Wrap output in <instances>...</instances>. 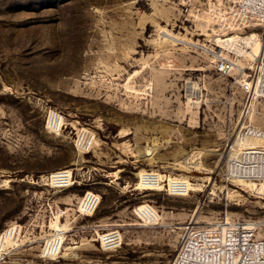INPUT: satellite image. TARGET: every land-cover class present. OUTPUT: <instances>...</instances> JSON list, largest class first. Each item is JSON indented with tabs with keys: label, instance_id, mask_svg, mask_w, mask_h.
Listing matches in <instances>:
<instances>
[{
	"label": "rangeland",
	"instance_id": "rangeland-1",
	"mask_svg": "<svg viewBox=\"0 0 264 264\" xmlns=\"http://www.w3.org/2000/svg\"><path fill=\"white\" fill-rule=\"evenodd\" d=\"M220 1L0 0V236L17 231L0 264H172L187 226L264 219L263 183L225 171L244 126L264 128V101L241 89L264 45L222 29ZM252 36L258 56L224 43ZM220 57L235 70L218 74ZM89 193L100 203L86 216ZM58 236L60 254L43 256Z\"/></svg>",
	"mask_w": 264,
	"mask_h": 264
},
{
	"label": "built area",
	"instance_id": "built-area-1",
	"mask_svg": "<svg viewBox=\"0 0 264 264\" xmlns=\"http://www.w3.org/2000/svg\"><path fill=\"white\" fill-rule=\"evenodd\" d=\"M219 4H222L223 11H218L217 19L222 29L238 33L256 31L264 45V0H223ZM235 64L232 59L220 57L215 69L220 75H228L235 70ZM248 70L250 73H244L246 79L241 84L242 91L248 98L257 96L264 101V52L260 61ZM47 124L54 133L62 132L65 126L63 117L55 113L51 114ZM92 141L93 137H90L84 142L86 152H89ZM228 148L226 173L264 185V128L244 126L237 145L230 144ZM69 176L54 180L51 175L50 179L64 185ZM143 179V184L149 185L148 178ZM99 203L98 195L87 194L79 209L82 208L83 214H89L98 208ZM152 210H146L141 217L149 222L156 221L157 213ZM136 214L139 215L137 211ZM116 248L114 246V250ZM172 264H264V219H225L206 228L187 226Z\"/></svg>",
	"mask_w": 264,
	"mask_h": 264
},
{
	"label": "bare ground",
	"instance_id": "bare-ground-1",
	"mask_svg": "<svg viewBox=\"0 0 264 264\" xmlns=\"http://www.w3.org/2000/svg\"><path fill=\"white\" fill-rule=\"evenodd\" d=\"M236 40V39H235ZM255 40H254V37H248V38H245V39H239L237 41H232V40H228L226 42H224L225 44H228L232 49H234L238 54H243V55H249V53L247 51H244L242 50V46H246V47H250L251 49H255L257 46H259V43H253ZM262 51V50H261ZM253 54V52H252ZM256 56H258L259 52H258V48H256V53H254ZM260 55V54H259ZM222 56V55H220ZM88 132L86 130H83L82 131V134H81V137H80V143L81 141H85L87 139V134ZM66 175H69V171H60V172H57V173H54L52 174V177L54 180H58L56 178L58 177H66ZM139 176V175H138ZM141 179V183L142 185H145L143 184L144 183V179L143 178H148L149 180V185H152V186H155V185H159V182H160V179L158 178V176L156 174H146V173H142V175L139 177ZM233 183H235L238 187H242L243 188H248V187H252L254 186L253 183H248L246 182L245 180H239V178L237 180H234ZM257 185V184H256ZM171 190H176V191H180L178 190V183L176 182H173L172 185H171ZM262 189H263V185L261 186ZM259 188V187H258ZM153 189V187L151 188ZM157 189V188H156ZM261 190V189H260ZM194 191V190H193ZM262 191V190H261ZM264 191V189H263ZM180 194V193H179ZM88 195H91L90 193ZM152 210L150 207H146V206H142L141 208H139L137 210L138 214L140 216H143L144 212L146 210ZM80 211L82 212V208L80 209ZM153 211V210H152ZM96 212V210L92 213H89V214H84L86 216H91L93 215L94 213ZM157 213V212H156ZM158 215H157V219H158ZM17 228V227H16ZM59 230V229H58ZM15 231L14 229H10L8 231H6L5 233H3L1 236H0V248H4L6 247L8 244H9V241L12 240V234L15 233V236L17 235V231L16 232H13ZM20 231V230H18ZM62 235V233H61ZM118 234L116 233H111V234H107L104 236H101V244H102V247L104 248L103 250L104 251H111V249L114 248V246H116L117 244H114L118 237L117 236ZM14 237V236H13ZM99 240V239H98ZM96 241V240H95ZM119 242H120V238H119ZM63 240L62 238H60L59 236L55 239H53L52 241H49L47 242L46 246L44 247L43 249V256L47 257L48 254L52 251V252H58L60 254L61 250L63 249ZM118 247V246H116ZM45 251L47 252V255H45ZM51 254V253H50ZM52 256H55V255H52Z\"/></svg>",
	"mask_w": 264,
	"mask_h": 264
}]
</instances>
